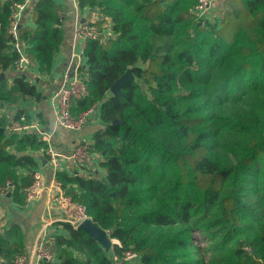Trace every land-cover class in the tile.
<instances>
[{
	"label": "trees",
	"instance_id": "obj_1",
	"mask_svg": "<svg viewBox=\"0 0 264 264\" xmlns=\"http://www.w3.org/2000/svg\"><path fill=\"white\" fill-rule=\"evenodd\" d=\"M12 1L22 0H0V109L40 98L25 73L5 75L18 57L8 32ZM196 1L78 0L80 8L97 10L98 27L108 21L111 30L87 40L88 93L71 103L75 117L98 107L102 126L90 145L101 157L102 173L58 170L55 177L115 242L107 252L63 223L55 257L43 264L224 263L217 257L178 259L194 249V217L211 215L222 227L218 233L234 236L213 253L228 254V264H264V191L261 209L251 206L245 175L259 178V165L264 169V0H222L221 17L203 22L193 12ZM31 4L32 25H21L18 40L38 70L48 73L63 21L53 0ZM127 70L131 77L112 94L111 85ZM5 122L0 110V187L14 181L11 197L24 204L22 188L47 143L35 133L7 134ZM126 250L136 257L125 260ZM22 252L19 240L0 236L7 263Z\"/></svg>",
	"mask_w": 264,
	"mask_h": 264
},
{
	"label": "built area",
	"instance_id": "obj_2",
	"mask_svg": "<svg viewBox=\"0 0 264 264\" xmlns=\"http://www.w3.org/2000/svg\"><path fill=\"white\" fill-rule=\"evenodd\" d=\"M214 1L197 0L193 7L195 16L204 21L207 18L206 12L210 10L211 4ZM31 2L32 0H22L12 1L10 4L8 32L14 38V50L18 53L13 67L17 73H25L30 67L35 65L29 59L24 45L18 40L19 26L25 23L24 19L27 17L26 13ZM57 15L59 20L62 21L63 12L57 10ZM109 34H103L102 28L98 27L93 21H80L75 26L73 32L74 42L69 54L68 65L62 74L61 81L51 92V99L55 106V126L79 134L87 130L85 129L86 126L88 131H95L102 126L97 119V105H92L75 117L71 113V103L74 100L83 98L88 93L86 84L87 65L84 56L87 40ZM4 126L7 134L22 135L24 133H35L47 143L44 154L53 170V174L48 181L49 185H46V179L40 170H33L31 182L22 188L24 204L30 205L36 202L41 197L43 191H46L47 201L63 211V223H68L76 228L85 219H91L87 213L86 206L65 195L60 181L55 177V172L63 170V165L66 162H68L72 174H81L85 170L88 171L90 167L94 168L93 164L97 166L101 157L92 150L90 142L86 140L79 141L69 153H61L51 141L52 133L45 130L36 119L24 112L6 116ZM14 188L15 182L8 180L0 187V194L6 195L11 193ZM55 235L56 232L47 233L46 231L37 238L33 246L34 259L31 263H28L25 254L20 253L7 264H43L44 261H53L55 257ZM123 257L125 260H132L136 257V254L131 250H126Z\"/></svg>",
	"mask_w": 264,
	"mask_h": 264
},
{
	"label": "crops",
	"instance_id": "obj_3",
	"mask_svg": "<svg viewBox=\"0 0 264 264\" xmlns=\"http://www.w3.org/2000/svg\"><path fill=\"white\" fill-rule=\"evenodd\" d=\"M53 1L58 6L57 10L63 12L62 42L54 54L52 66L48 73L40 72L36 64L25 72L26 78L34 84L36 89L40 92V98H20L16 103L2 107L0 110L1 113L6 116L18 112H24L32 116V118L36 119L45 130L52 133L51 141L55 148L59 152L67 154L79 141L86 140L90 142L91 135L94 131H88L86 126L85 129L87 130L79 134L55 126V106L51 99V92L61 81L62 74L68 65L69 54L74 42L73 32L75 26L80 21H96L98 19V12L96 9L87 6L80 8L78 6V0ZM31 3L26 13L27 17L25 16L26 18L24 19L25 24L28 25H32L30 14ZM214 3H220V6L218 8L212 6L209 12L211 15L210 17L207 15V17L208 19L213 17V19L215 18L217 20L222 14L223 1L215 0ZM102 32L103 34L111 33L108 21L103 24ZM93 165L94 168L90 167L88 171L85 170L81 174L93 176L94 174H99V170L102 173L99 164L97 166H95L96 164ZM37 168L38 170L41 168L42 174L46 179L45 181L48 182L53 174L52 167L48 161L39 162ZM63 170L70 171L68 162L63 165ZM25 174V171H20V176L23 177ZM38 206L41 207L38 209ZM63 219V211L47 201V194L44 196L41 195L36 202L30 205L15 202L10 193L9 195L0 194V236H6L8 239L14 241L19 240L23 246L22 253L26 255L28 263H31L34 259L33 246L37 238L46 231L47 233L62 231ZM4 262L7 264L4 257L0 255V264Z\"/></svg>",
	"mask_w": 264,
	"mask_h": 264
},
{
	"label": "rangeland",
	"instance_id": "obj_4",
	"mask_svg": "<svg viewBox=\"0 0 264 264\" xmlns=\"http://www.w3.org/2000/svg\"><path fill=\"white\" fill-rule=\"evenodd\" d=\"M212 6L218 8L220 6V3H214L212 2ZM210 10H208L206 15L210 17L211 13H209ZM213 20V17L209 18V20ZM214 20H216L214 18ZM203 22V21H201ZM16 72L14 69H9L5 75L8 79H11V76L13 73ZM17 73V72H16ZM7 105H4L3 107H6ZM10 106V105H9ZM217 113V111H216ZM218 114V113H217ZM264 162V161H263ZM38 169V168H36ZM41 171V168H39ZM259 178H253L251 175H248V173H245L246 176H248V180H250V187L248 190L249 196H247L248 203L251 204V206L261 209V200H260V194L264 191V169L259 165ZM42 172V171H41ZM93 176H97V174H94ZM256 184V182H258ZM46 182V181H45ZM45 184V183H44ZM46 185H49V182H46ZM256 191V192H252ZM64 192V191H63ZM46 194V191L43 192V196ZM41 206H38V209ZM255 208V209H256ZM258 210V211H259ZM246 214H251L250 212H247ZM194 226L192 227L190 231L191 241L194 244V249H192V252L187 257H178L180 262L188 263L190 260H203L204 262H207L211 260L213 257H217L220 259V261L224 263L219 264H228L225 262V260L228 257V254H222L219 252L213 253L214 248L223 247L225 244L229 245V243L232 241V238L234 236H230L227 234H224L222 232L218 233L217 229L222 228L221 225H217V217L214 215L210 216L209 219L205 221H201V217L195 216L194 217ZM197 222V223H196ZM198 225H196V224ZM108 234V231H106ZM109 245L104 246L103 248L105 251L109 252L111 250V244L112 242H115V240L109 238ZM54 252L56 254V250L54 249ZM73 253L75 255H79L80 257L83 256V251L73 250ZM227 253V252H226Z\"/></svg>",
	"mask_w": 264,
	"mask_h": 264
},
{
	"label": "water",
	"instance_id": "obj_5",
	"mask_svg": "<svg viewBox=\"0 0 264 264\" xmlns=\"http://www.w3.org/2000/svg\"><path fill=\"white\" fill-rule=\"evenodd\" d=\"M21 25L19 26V28ZM1 77H3V74H0ZM131 77L130 70H127L124 72L110 87V92L114 95L119 94L121 90V86L123 82L128 78ZM42 162L46 161L44 157L40 158ZM9 195V193L7 194ZM76 228L83 230L88 235L93 237L99 244H101L103 247L108 246L110 241L108 234L106 230L102 229L100 226H98L95 222H93L91 219H85L82 221ZM3 264H6L4 262Z\"/></svg>",
	"mask_w": 264,
	"mask_h": 264
}]
</instances>
